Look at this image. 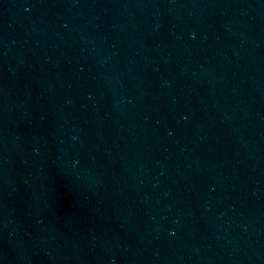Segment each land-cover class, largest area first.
<instances>
[{"label":"water","instance_id":"obj_1","mask_svg":"<svg viewBox=\"0 0 264 264\" xmlns=\"http://www.w3.org/2000/svg\"><path fill=\"white\" fill-rule=\"evenodd\" d=\"M250 1L254 0H0V5L73 15L145 16L202 11Z\"/></svg>","mask_w":264,"mask_h":264}]
</instances>
